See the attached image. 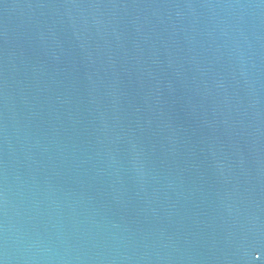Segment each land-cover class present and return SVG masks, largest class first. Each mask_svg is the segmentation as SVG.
Wrapping results in <instances>:
<instances>
[{
	"label": "water",
	"instance_id": "water-1",
	"mask_svg": "<svg viewBox=\"0 0 264 264\" xmlns=\"http://www.w3.org/2000/svg\"><path fill=\"white\" fill-rule=\"evenodd\" d=\"M0 264H264V0H0Z\"/></svg>",
	"mask_w": 264,
	"mask_h": 264
}]
</instances>
